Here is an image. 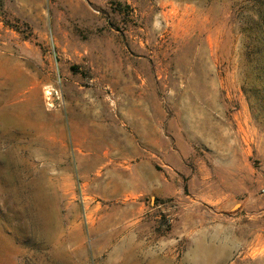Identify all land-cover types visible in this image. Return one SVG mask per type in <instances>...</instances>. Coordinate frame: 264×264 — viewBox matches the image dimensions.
I'll list each match as a JSON object with an SVG mask.
<instances>
[{
    "label": "rangeland",
    "instance_id": "1",
    "mask_svg": "<svg viewBox=\"0 0 264 264\" xmlns=\"http://www.w3.org/2000/svg\"><path fill=\"white\" fill-rule=\"evenodd\" d=\"M0 264H264V0H0Z\"/></svg>",
    "mask_w": 264,
    "mask_h": 264
}]
</instances>
